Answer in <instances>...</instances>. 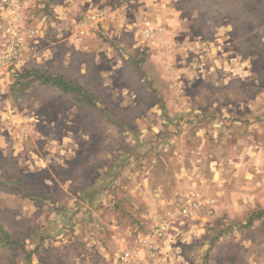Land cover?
Instances as JSON below:
<instances>
[{"label": "rangeland", "instance_id": "rangeland-1", "mask_svg": "<svg viewBox=\"0 0 264 264\" xmlns=\"http://www.w3.org/2000/svg\"><path fill=\"white\" fill-rule=\"evenodd\" d=\"M157 2L161 3H156L153 11L148 10L145 0H107L106 4L110 9L123 5L127 16L139 15L150 24L157 20L167 32L188 39L193 50L187 58L184 53L185 58L181 54L172 59L157 57L158 62H153L145 53L126 50L130 39L117 33L111 19L90 26L86 38L80 34V24V42L68 47L73 64L71 60L69 66L64 64L67 48L56 50L57 58L48 71L55 76L65 74L82 86L94 96L96 106L78 103L51 86H36L17 70L10 73L15 82H20L12 87L13 100L28 99L15 105L9 98L2 104L3 117L0 115V224L16 243L15 251L0 255H9L10 264H16L15 260H19L17 264H113L114 255L129 247L121 237H129L128 242L135 245L150 227L132 223L127 212L119 216L121 221L115 220V214L102 217L103 224L88 221L82 225L81 220L80 227L74 228L65 208L76 198L72 195L84 188L90 175H99L103 165L112 168L111 175H117L115 164L121 156L117 147L122 142L133 139L140 143L137 146L142 152L147 150L146 140H156L153 154L159 161L165 137L196 135L197 126L207 118L194 114L188 119L179 114L183 113L180 110L209 106L215 98L223 105L229 94L236 104L255 93L264 94V0ZM169 110L178 114H168ZM182 125L188 128H175ZM138 157L128 163L124 173L134 165L141 172L154 165L145 154ZM121 183V187L128 185ZM57 203L64 208L56 216L53 208ZM207 210L199 216L212 218L205 223L206 236L177 245L174 252L181 258L177 262L208 264L211 241L248 226L242 217L215 221V211L208 215ZM112 220L118 221V226ZM186 222L191 226L201 224ZM61 228L63 236L58 234L55 239ZM177 262L168 259L158 264ZM0 264H9V259ZM140 264L154 263L140 259Z\"/></svg>", "mask_w": 264, "mask_h": 264}, {"label": "crops", "instance_id": "crops-1", "mask_svg": "<svg viewBox=\"0 0 264 264\" xmlns=\"http://www.w3.org/2000/svg\"><path fill=\"white\" fill-rule=\"evenodd\" d=\"M22 1L23 9L19 18L12 11L0 12V115L2 117L4 114L2 104L9 98L13 100L12 87L20 85V82H15V76L10 74L14 70L22 73L40 72L72 81L65 74L55 76L50 73L49 64L54 57L57 58L54 54L59 47H65V51L67 48L64 64L69 66L70 60L73 64L69 48L77 41L80 42L77 40L80 24L97 11H108L109 21L111 19L114 23L117 33L123 38L130 39L131 44L127 45L126 50L132 53H145L153 62H158L157 57L167 59L169 56L172 59L176 55L183 54L185 58L184 53H187V58L188 52L193 50L188 39L183 40L180 39V34L177 37L174 33L172 35L167 32L164 25L156 23L157 20L152 21L151 26L158 31V34L152 39L145 37L144 28L148 21L140 20L143 18L135 14L127 16L123 5L110 9L106 4L107 0ZM157 1L161 0H145L149 11L155 10L156 3H161ZM140 4L143 2L141 1ZM133 19L137 22H132L135 21ZM16 25L22 27L25 42L16 59L10 62L11 44L15 39V33H11L10 29ZM83 36L85 38L89 36V27L86 28ZM171 65L167 67L170 68ZM179 68L184 72L183 67ZM30 82L36 86L44 85L40 81ZM47 86L73 99L76 98L74 94L66 93L56 86ZM23 101L28 99L22 97L17 103L14 100L12 103L17 105ZM182 111L183 113L179 114L188 116V119L194 114L207 118L203 124L197 126L196 135L180 133L165 137L163 148L159 152V161L155 158L157 155L153 154L157 149L154 143L156 140H146L147 145H144L147 146V150L142 152L138 147L140 143L133 142V139H130L131 142L127 141V144L124 142L119 144L117 155L121 154V156L115 164L117 175H111L109 172L112 168L103 165L99 169V175H90L84 188L72 195L76 198L65 207L69 212L71 225L78 228L81 220L82 225L88 221H94V225L103 224L102 217L115 214H117L115 220L121 221L123 218L119 216H124L128 212L130 214L128 218L132 223L148 224L150 228L146 234L139 237L135 245L128 242L129 237H121V242L129 247L117 252L111 262L125 250L133 249L145 262L146 259H150L154 264H158L162 260L169 259L172 263H176L177 259L181 260L174 252L178 248L177 245L199 241L207 234L205 223L212 220L202 216L196 219L179 217V211L184 203L189 199H198L204 209H213V213L215 211V221L223 217L233 219L242 217L243 220L245 219L243 223L248 224L241 232H230L229 236H224L217 242L211 241L208 264H264V94L255 93L240 104L234 103L229 94L223 105L215 98L211 99L209 106L187 107L179 112ZM168 114L178 113L169 110ZM175 128L188 127L182 125ZM127 152H132L131 155L128 154L130 157ZM141 153L148 157V162L154 161L152 168L147 167L141 172L134 165L132 169L126 170L125 174L123 170L129 167L128 163L136 156L138 159ZM101 179L103 183L99 182ZM121 182L128 185L121 187L123 184ZM69 195H71L70 191ZM210 201L213 203L210 204ZM63 208V204L57 203L53 208L54 215H59ZM21 210L23 204L19 211ZM81 215L82 219L78 221ZM168 217H172L173 222L169 232L162 239L152 238L159 222ZM248 218L249 221L246 223ZM98 220L100 221L97 222ZM188 220L201 224L187 225ZM118 221L112 220L115 226H118ZM22 225L26 229L25 221ZM72 226L69 228L72 229ZM63 228L58 229L54 234L55 239L58 238V234L59 236L64 234L65 231L61 232ZM146 238L151 240L149 245L142 244V240ZM159 255L164 257L161 258ZM4 259L8 261L9 255ZM18 261L15 260V263L17 264ZM177 264L182 262L179 261Z\"/></svg>", "mask_w": 264, "mask_h": 264}, {"label": "built area", "instance_id": "built-area-1", "mask_svg": "<svg viewBox=\"0 0 264 264\" xmlns=\"http://www.w3.org/2000/svg\"><path fill=\"white\" fill-rule=\"evenodd\" d=\"M23 9V1L22 0H0V12H7L12 11L16 17L19 18L21 12ZM109 12L102 10L97 11L95 13H92L91 17L84 21V23L81 26L80 34L84 35L86 28L92 26V25H98L104 21L109 20ZM10 32L15 33V39L14 42L11 44V56H10V62H13V60L16 59L17 55L19 54L21 46L24 44V31L22 27L19 25L12 26L10 29ZM144 34L145 37L152 39L157 34L158 31L154 28H152L150 23H147L144 28ZM213 201H210V204H212ZM205 209L203 208V204L198 199H189L186 203H184L181 206V209L179 211V217H186L190 219H195L199 217ZM208 215L213 214V209H208L206 211ZM172 217H168L167 219L161 220L159 222L158 226L153 232L152 238H158L162 239L165 237V235L169 232V230L172 228ZM151 243V240L146 238L142 240L143 245H149ZM140 254L136 250H128L123 252L114 262L113 264H140Z\"/></svg>", "mask_w": 264, "mask_h": 264}, {"label": "trees", "instance_id": "trees-1", "mask_svg": "<svg viewBox=\"0 0 264 264\" xmlns=\"http://www.w3.org/2000/svg\"><path fill=\"white\" fill-rule=\"evenodd\" d=\"M22 77H30V81H40L44 85H53L61 89L66 93H72L75 95L78 103L89 104L96 106L95 98L90 95L82 86L78 85L74 81L66 80L64 77H54L49 74L40 72H24ZM16 243L12 234L8 233L5 228L0 224V252L15 251ZM4 259V256L0 255V262ZM11 259L9 258V264Z\"/></svg>", "mask_w": 264, "mask_h": 264}]
</instances>
